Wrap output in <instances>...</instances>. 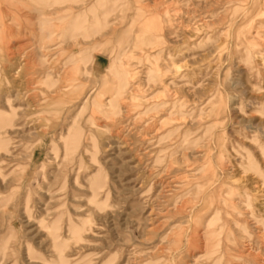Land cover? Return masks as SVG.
Wrapping results in <instances>:
<instances>
[{
	"label": "rangeland",
	"instance_id": "1",
	"mask_svg": "<svg viewBox=\"0 0 264 264\" xmlns=\"http://www.w3.org/2000/svg\"><path fill=\"white\" fill-rule=\"evenodd\" d=\"M0 264H264V0H0Z\"/></svg>",
	"mask_w": 264,
	"mask_h": 264
}]
</instances>
